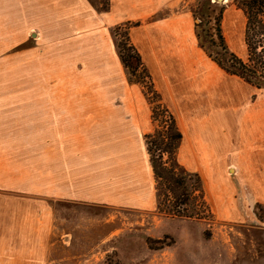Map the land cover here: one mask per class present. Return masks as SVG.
<instances>
[{
	"label": "rangeland",
	"instance_id": "1",
	"mask_svg": "<svg viewBox=\"0 0 264 264\" xmlns=\"http://www.w3.org/2000/svg\"><path fill=\"white\" fill-rule=\"evenodd\" d=\"M53 1L49 32L10 9L0 15V201L30 196L51 205L47 264H264V205L238 186L225 104L208 108L202 94L219 79L221 93L241 94L203 48L212 49L207 39L222 9L226 45L246 58L239 0H89L95 32L81 25L78 33V7ZM126 33L184 135L178 165L202 179L210 211L202 219L159 210L163 190L145 136L161 113L151 85L121 62ZM163 39L177 45L170 57L182 59H167ZM248 89L250 104L263 106L264 89ZM95 177L99 187L109 179L110 198L101 190L95 199Z\"/></svg>",
	"mask_w": 264,
	"mask_h": 264
},
{
	"label": "crops",
	"instance_id": "2",
	"mask_svg": "<svg viewBox=\"0 0 264 264\" xmlns=\"http://www.w3.org/2000/svg\"><path fill=\"white\" fill-rule=\"evenodd\" d=\"M65 1L68 2L65 4L66 8H68L70 4L78 7V12H72L71 14L73 18H75V30L77 33L84 30L80 29L81 25H86L87 29L85 30L87 32H95V26L91 28L90 25L91 22H95L93 21L94 14L87 9V5L94 9L91 2L89 0ZM55 4L56 2L53 0H0V15L3 9L4 13L2 16L10 9V12L12 11V14H10L12 17L16 15H19L20 18L27 16L29 20L36 21L40 24L38 28L41 32H49L51 27L47 25V23L50 21L51 12ZM39 5L43 6V10L37 13L36 8ZM46 7H48V9ZM16 8H18V10L14 11ZM25 8L26 10H21ZM57 8H59V6L55 7V9ZM67 15L69 16V13H67ZM30 26V22H28V29L32 28ZM16 30L15 28H11L5 31ZM178 43L181 47L184 46V41L181 39H178ZM77 46H79V44H77ZM158 46L163 49L165 48L167 59H177L181 57L178 55L170 57V49L172 51L173 48L177 47V45H172V41L170 40L163 39L159 41ZM27 47L31 48L32 46L29 45ZM221 70L231 79L237 80V84L241 89V94L235 93L231 95L225 92L221 93L223 87L220 85L219 79L218 83H215V85L210 86L208 89L207 87H203L204 90H202V94L204 95V102L209 106L208 108H211L216 103L225 104L222 113L226 117L224 123L228 131L226 133L227 139L231 145L234 144V150L230 153L235 154L234 156L238 161V166L241 168L239 170L240 184H238V186L241 190L249 193L253 204L258 203L264 205V105L258 106L250 104L247 92L251 85L241 78L230 75L223 69ZM210 78V73H207L205 81L207 82ZM200 94L201 93H199V95ZM103 181L102 184L104 185L99 187L97 185L101 186L99 183L101 181L95 177V199L98 198L97 194L100 193L101 190L104 194H107V196L109 195V198L111 197L110 192L114 191V186H111L109 179ZM122 190L121 188L119 192L120 195L123 194ZM24 197L26 198L22 200L3 198L2 201H0V264L48 263V258L45 259V256L48 257L51 254V244L49 241L52 231L51 225L47 222V217L52 213L51 205H45L46 202L43 199L30 196ZM95 206L99 205L95 204ZM27 225H29V228L32 229L33 232L27 231ZM39 248L40 251L38 250ZM42 248H45V250ZM41 250L43 251L41 252Z\"/></svg>",
	"mask_w": 264,
	"mask_h": 264
},
{
	"label": "trees",
	"instance_id": "3",
	"mask_svg": "<svg viewBox=\"0 0 264 264\" xmlns=\"http://www.w3.org/2000/svg\"><path fill=\"white\" fill-rule=\"evenodd\" d=\"M239 6L246 16V58L239 57L226 45L221 27L222 9L216 18L215 33H211L207 39L213 50L205 45L203 48L221 69L261 90L264 89V0H239ZM124 38L117 45L121 62L131 76L141 75V84L151 85L155 108L161 113L160 125L153 133L145 136L150 164L155 179L163 190L159 210L170 217L202 219V210L210 212L204 198L202 179L198 174H187L177 163V151L184 139L178 121L173 112L163 105L142 56L128 33ZM155 242L165 244L162 240Z\"/></svg>",
	"mask_w": 264,
	"mask_h": 264
},
{
	"label": "water",
	"instance_id": "4",
	"mask_svg": "<svg viewBox=\"0 0 264 264\" xmlns=\"http://www.w3.org/2000/svg\"><path fill=\"white\" fill-rule=\"evenodd\" d=\"M218 1H221V0H218Z\"/></svg>",
	"mask_w": 264,
	"mask_h": 264
}]
</instances>
